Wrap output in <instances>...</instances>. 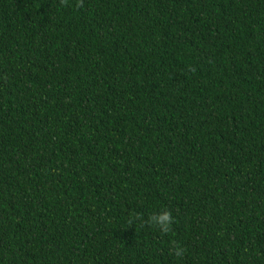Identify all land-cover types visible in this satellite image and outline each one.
Segmentation results:
<instances>
[{
	"label": "trees",
	"instance_id": "16d2710c",
	"mask_svg": "<svg viewBox=\"0 0 264 264\" xmlns=\"http://www.w3.org/2000/svg\"><path fill=\"white\" fill-rule=\"evenodd\" d=\"M0 264H264V0H0Z\"/></svg>",
	"mask_w": 264,
	"mask_h": 264
},
{
	"label": "clouds",
	"instance_id": "9594fccd",
	"mask_svg": "<svg viewBox=\"0 0 264 264\" xmlns=\"http://www.w3.org/2000/svg\"><path fill=\"white\" fill-rule=\"evenodd\" d=\"M82 3H83V0H77V6H81ZM60 4L63 6H67L68 0H60ZM135 219L138 221H141V226H143L144 224H147L149 226H157L165 234H167L168 232L172 230L171 226L174 222L172 213L169 210H165L159 214L151 215L146 221L139 214L135 215ZM128 223H129V226H131L133 221L130 219ZM184 253H185V249L175 244L174 242L173 243V254L177 257H183Z\"/></svg>",
	"mask_w": 264,
	"mask_h": 264
}]
</instances>
